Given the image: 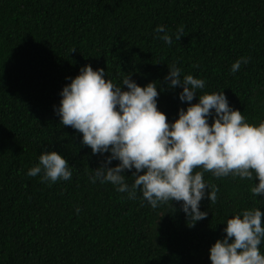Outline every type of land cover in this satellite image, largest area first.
Wrapping results in <instances>:
<instances>
[{
    "label": "trees",
    "instance_id": "trees-1",
    "mask_svg": "<svg viewBox=\"0 0 264 264\" xmlns=\"http://www.w3.org/2000/svg\"><path fill=\"white\" fill-rule=\"evenodd\" d=\"M160 24L170 33L183 25L181 38L154 39ZM240 57L248 63L232 73ZM173 62L206 81L198 95L223 89L247 122L264 120V0H0V264H211L223 222L264 211V194L250 192L258 178L205 172L217 200H201L208 216L191 227L179 202L153 208L139 191L130 199L89 180L103 157L53 111L66 77L91 64L117 84L130 72L141 86L154 81L158 108L174 120L188 102L164 80ZM43 150L66 157L70 179L26 175Z\"/></svg>",
    "mask_w": 264,
    "mask_h": 264
},
{
    "label": "clouds",
    "instance_id": "clouds-1",
    "mask_svg": "<svg viewBox=\"0 0 264 264\" xmlns=\"http://www.w3.org/2000/svg\"><path fill=\"white\" fill-rule=\"evenodd\" d=\"M153 32L154 39L171 44L173 35L181 38L183 25L170 33L160 24ZM248 60L237 58L230 71L236 73ZM168 68L167 87H182L179 100L188 102L186 108L178 109L174 120L158 108L160 91L154 81L141 86L130 72L117 84L107 78L103 67L94 69L91 64L81 66L74 77H66L70 82L60 90L53 111L60 124L82 134L81 145L103 157L89 175L92 183L108 182L130 199L139 191L142 202L153 208L179 202L191 227L208 216V211L200 209L201 200H217L218 188L204 180L205 172L217 178H258L250 192L254 197L264 194V120L247 122L229 104L223 89L198 95L197 90L205 87L203 78L181 75L175 62ZM197 96L198 101L192 103ZM113 160L119 162L110 166ZM125 170L131 171V184L125 179ZM37 174L41 181L54 183L70 179L72 167L58 151L43 150L38 163L26 172L30 177ZM75 211L79 213V206ZM223 224L225 235L209 248L211 264H264V252L259 248L264 242L261 208L241 209Z\"/></svg>",
    "mask_w": 264,
    "mask_h": 264
}]
</instances>
